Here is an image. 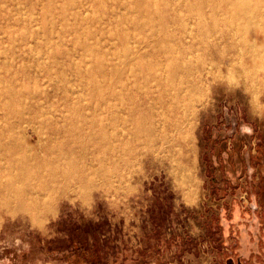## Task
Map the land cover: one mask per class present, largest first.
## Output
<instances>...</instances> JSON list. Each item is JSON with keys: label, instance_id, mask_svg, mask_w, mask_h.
<instances>
[{"label": "rangeland", "instance_id": "374dc122", "mask_svg": "<svg viewBox=\"0 0 264 264\" xmlns=\"http://www.w3.org/2000/svg\"><path fill=\"white\" fill-rule=\"evenodd\" d=\"M256 2L259 12L232 34L233 68L198 81L187 161L162 147L103 151V141L136 144L126 131L142 113L151 124L172 64L188 61L192 75L226 64L207 54L196 25L199 14L224 13L222 0H0V151L14 156L0 162L69 147L70 174L90 180L45 212L0 207V264H76L54 257L73 246L103 264H264V0ZM202 29L222 44L229 26ZM79 134L86 140L72 141ZM84 147L103 148L76 151Z\"/></svg>", "mask_w": 264, "mask_h": 264}, {"label": "bare ground", "instance_id": "6f19581e", "mask_svg": "<svg viewBox=\"0 0 264 264\" xmlns=\"http://www.w3.org/2000/svg\"><path fill=\"white\" fill-rule=\"evenodd\" d=\"M222 1L227 7L224 13L220 15L213 14L210 19L206 18L204 13L199 14L196 25H198V31H200L199 42L203 44L207 54L218 59V61L226 60V64L222 66L218 63L216 71L205 69L199 71L196 75H192L190 68L186 66L188 61L185 66L183 65L185 64L184 59H182V63L172 64V69L175 70L168 76V84L157 85L159 98L157 99V105L153 106H156V111H153L154 119L151 124L147 123L146 117L142 113L137 116L138 122L136 125L130 126L126 131L129 139L135 140L136 144L128 147L124 145L122 139L119 141L104 139L103 151H154L162 147L164 151H178L182 159L189 160V156L194 151L192 106L198 100V92L202 89L198 81L208 79L209 73L214 72L215 76H222L225 70L230 71L233 68L231 57L238 48L236 41L232 38V34L235 33V26L236 24L246 25L250 18L259 12L260 7L257 5L256 0ZM240 18L245 20L237 21ZM219 21L229 26V31L220 35L224 39L222 44L202 29L204 25L210 22L216 23ZM177 25L183 28L184 24L177 23ZM183 31L187 32L188 30L184 29ZM188 33L191 35L192 32ZM208 35H211V37H208ZM194 44L195 39L191 42V45ZM176 76L179 79H176ZM161 81L162 77H158L157 82L161 83ZM111 94L112 92H110ZM164 95L166 98L163 97ZM108 108L109 124H114L115 118L112 109H110L112 108L111 102H108ZM144 108L150 109L152 105L146 104ZM89 122L92 123L93 118ZM88 137H91V135ZM93 137L94 139L96 137L100 139V135L96 136L95 134ZM157 139L159 140L157 141ZM85 140L86 136L84 134H79L72 139L74 142L81 143ZM160 141H162L161 144ZM102 148L85 149L84 147V149L76 151H101ZM70 151L74 150L66 147L59 151H51L49 156H42V158L40 157V151H25V153L20 151L17 157L19 165L11 166L5 164V162H0V175L4 177L0 180V207L3 206L4 209L11 211L26 210L38 214L48 210L51 202L61 192L64 193L67 189L75 191L76 188L80 189V187L88 186L90 180L86 178L83 172H71L70 174L69 170L71 169L67 163V156ZM0 154H4L3 158L13 156L12 153H4V151H0ZM5 154H8V156H5ZM64 161L65 164L63 165ZM189 176L190 172L188 171L184 177L188 179ZM18 180H20L19 184L16 183Z\"/></svg>", "mask_w": 264, "mask_h": 264}, {"label": "trees", "instance_id": "16d2710c", "mask_svg": "<svg viewBox=\"0 0 264 264\" xmlns=\"http://www.w3.org/2000/svg\"><path fill=\"white\" fill-rule=\"evenodd\" d=\"M54 257L64 258L67 261L76 264H79L80 262L103 264L100 256H98L96 252H94L93 250H91V252H88L85 249H81L79 246H73V248H71V251L63 253L62 255H54Z\"/></svg>", "mask_w": 264, "mask_h": 264}, {"label": "water", "instance_id": "95a60500", "mask_svg": "<svg viewBox=\"0 0 264 264\" xmlns=\"http://www.w3.org/2000/svg\"><path fill=\"white\" fill-rule=\"evenodd\" d=\"M251 206L254 208L255 207V205L253 204V203H251Z\"/></svg>", "mask_w": 264, "mask_h": 264}]
</instances>
